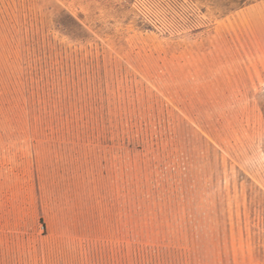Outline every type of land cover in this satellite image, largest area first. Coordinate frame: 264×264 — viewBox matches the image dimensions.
<instances>
[{"label":"rangeland","instance_id":"1","mask_svg":"<svg viewBox=\"0 0 264 264\" xmlns=\"http://www.w3.org/2000/svg\"><path fill=\"white\" fill-rule=\"evenodd\" d=\"M0 264H264V0H0Z\"/></svg>","mask_w":264,"mask_h":264},{"label":"trees","instance_id":"2","mask_svg":"<svg viewBox=\"0 0 264 264\" xmlns=\"http://www.w3.org/2000/svg\"><path fill=\"white\" fill-rule=\"evenodd\" d=\"M238 4H241V1H239V3Z\"/></svg>","mask_w":264,"mask_h":264}]
</instances>
